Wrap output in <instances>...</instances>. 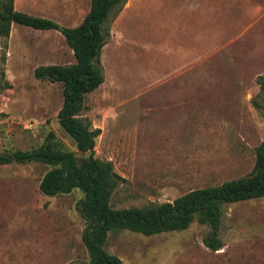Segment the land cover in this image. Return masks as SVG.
I'll list each match as a JSON object with an SVG mask.
<instances>
[{
  "label": "rangeland",
  "instance_id": "374dc122",
  "mask_svg": "<svg viewBox=\"0 0 264 264\" xmlns=\"http://www.w3.org/2000/svg\"><path fill=\"white\" fill-rule=\"evenodd\" d=\"M14 6L74 27L90 0ZM107 25L104 82L78 117L100 128L95 156L125 179L110 206L143 208L247 174L264 140V0H126ZM0 50V151L37 147L53 133L56 148L86 158L58 124L61 83L33 76L38 65L74 62L63 35L12 24ZM48 168L0 165V264L88 259L83 193H41ZM209 229L198 220L157 234L115 228L105 249L122 264H264V196L222 206L217 251L203 244Z\"/></svg>",
  "mask_w": 264,
  "mask_h": 264
},
{
  "label": "trees",
  "instance_id": "16d2710c",
  "mask_svg": "<svg viewBox=\"0 0 264 264\" xmlns=\"http://www.w3.org/2000/svg\"><path fill=\"white\" fill-rule=\"evenodd\" d=\"M126 0H90L88 12L74 27H64L52 19L19 11L14 0H0V37H8L12 24L37 30H57L73 52L74 62L42 64L33 70L36 79L59 82L63 101L57 112L59 126L72 138L76 149L88 156L79 160L75 153L58 149L55 135L30 149L0 151V165L40 162L49 166L38 183L41 193L57 196L78 188L83 196L77 209L85 221L81 241L88 253L86 261L74 264H122V260L105 249L112 229H128L143 234L183 230L198 220L209 226L202 241L205 247L217 251L222 247L219 231L222 206L227 203L264 196V140L256 147L253 168L238 178L214 186L191 189L158 204L143 208L113 209L112 192L125 180L109 159L95 156V139L100 128L92 127L78 117L88 93L104 82L101 51L109 36L108 19ZM0 58L4 60L5 54ZM0 77L4 70L0 68ZM260 86L264 88V77ZM8 85V84H7Z\"/></svg>",
  "mask_w": 264,
  "mask_h": 264
}]
</instances>
